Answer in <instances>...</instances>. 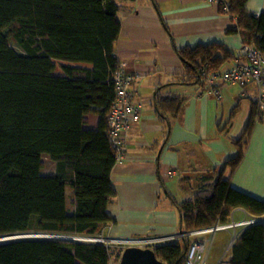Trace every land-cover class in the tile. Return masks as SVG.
Segmentation results:
<instances>
[{"label": "trees", "instance_id": "1", "mask_svg": "<svg viewBox=\"0 0 264 264\" xmlns=\"http://www.w3.org/2000/svg\"><path fill=\"white\" fill-rule=\"evenodd\" d=\"M75 1L0 0V238L23 231L21 212L30 216L29 232L50 236L99 238L114 222L108 208L117 196V157L107 119L116 97L111 76L119 61L120 6L116 0H88L89 7ZM247 3L224 0L220 10L237 21L229 32L264 55V11L256 18ZM175 49L189 81L202 85L203 68L220 71L242 57L218 44ZM58 68L64 75L55 74ZM184 102L160 99L161 115L178 116ZM90 114L98 117L95 129L87 128ZM257 120L255 105L235 142L238 156L204 176L192 198H171L184 234L230 224L237 208L264 218V200L236 190L225 177L228 168L234 174L241 165ZM44 157L56 163L54 174L42 173ZM191 245L185 237L152 249L165 264H186ZM123 251L99 242L17 239L0 243V264H111ZM221 264H264V222L246 226Z\"/></svg>", "mask_w": 264, "mask_h": 264}, {"label": "crops", "instance_id": "2", "mask_svg": "<svg viewBox=\"0 0 264 264\" xmlns=\"http://www.w3.org/2000/svg\"><path fill=\"white\" fill-rule=\"evenodd\" d=\"M116 1L121 23L116 56L136 76L131 92L141 115L127 135V158L113 169L117 196L108 212L114 222L104 228L100 238L109 243L168 237L179 241L180 213L171 198L178 203L192 198L202 189L204 176L238 156L235 142L243 138L259 89L255 84L245 88L230 84L216 94L206 84L189 81L175 45L218 44L241 53V36L229 32L237 27V21L223 13L220 4L207 0ZM90 4L88 0L75 1L80 7ZM247 8L263 13L264 0H248ZM236 62L246 59L230 60L220 71L229 70ZM70 65L92 69L89 64ZM55 74L64 75L60 68ZM173 98L185 102L178 116L168 112L164 118L159 100ZM86 119L88 129L97 127L96 115ZM244 153L235 173L228 168L225 177L231 178L236 190L264 200V116L255 123ZM54 167L50 174L55 172ZM257 219L243 208L235 209L231 223L240 226L213 234V261L207 257L205 264H221L243 229ZM219 233L227 234L216 245ZM111 264H116V256Z\"/></svg>", "mask_w": 264, "mask_h": 264}, {"label": "built area", "instance_id": "3", "mask_svg": "<svg viewBox=\"0 0 264 264\" xmlns=\"http://www.w3.org/2000/svg\"><path fill=\"white\" fill-rule=\"evenodd\" d=\"M210 4H224V0H207ZM228 11V7H225ZM256 18H260V13H253ZM241 55L246 62H236L227 71H207L202 69L203 82L208 85L213 92L219 94L221 87L225 85H237L245 88L250 84H255L259 89V98L256 104L257 119L264 116V55L252 46H244L241 49ZM112 81L116 87V97L108 115V135L110 143L115 149L117 163L123 162L127 158V135L133 124L137 122L141 115V108L135 104V97L131 92V86L135 82L136 76L127 71L126 62L118 61L117 69L112 73ZM256 223V221L254 222ZM240 226L237 223L217 224L210 229L198 230L187 235L185 238L192 239V245L189 249L186 264H205L207 246L205 237L208 234H215L219 231L228 230ZM74 238V237H73ZM182 238V237H181ZM87 242H99L107 245H122L124 247L139 246L143 248H153V246L177 241L175 237L162 239L146 240H121L107 242L103 238H81Z\"/></svg>", "mask_w": 264, "mask_h": 264}, {"label": "rangeland", "instance_id": "4", "mask_svg": "<svg viewBox=\"0 0 264 264\" xmlns=\"http://www.w3.org/2000/svg\"><path fill=\"white\" fill-rule=\"evenodd\" d=\"M59 66H60V64H59ZM51 166L52 167L53 166H56V163L53 162V161L51 162L50 159L48 160V157H44V169H43L42 173L43 174H50V172H51ZM55 168L56 167H54V170H55ZM71 192H72V189L70 187H68L67 188V193L70 194ZM68 204H69V209H71L70 196H69ZM19 219H20V222L19 223H20V226L22 227L23 231L20 234H17V235L0 238V242H9V241H12V240H16L18 238H25V237H37V236L38 237H48V236H50V235H46V234H38V233H31V232H29L30 216L27 213L21 212ZM254 222L255 221L251 222V224H253ZM226 234L227 233H219L216 236V238H215L216 239V245H219L220 244V242H221L220 238L222 236L226 235ZM52 236H55V235H52ZM68 237H74L76 239V236H58V238H68ZM204 237L206 239V246H207L206 258L209 257L210 258L209 260L212 262L213 261V245H212L213 244V241H212L213 234H208V235H206ZM211 241H212V244H211ZM112 246L115 247V248H117V247L123 248L122 245H116V244H114ZM147 248H149V247H147ZM123 249H121V250H123ZM119 263L116 262V264H119Z\"/></svg>", "mask_w": 264, "mask_h": 264}, {"label": "water", "instance_id": "5", "mask_svg": "<svg viewBox=\"0 0 264 264\" xmlns=\"http://www.w3.org/2000/svg\"><path fill=\"white\" fill-rule=\"evenodd\" d=\"M259 222H264V219L263 218L257 219L256 223H259ZM184 235H187V234H184L181 230L180 237L184 238L183 237ZM28 238L59 239V240H67V241H86L84 239H75L73 237L58 238V236H48V237H38L37 236V237H25V238H18V239H28ZM119 264H165V263L157 258L156 253L154 249L152 248L129 246L124 249L122 253L121 261Z\"/></svg>", "mask_w": 264, "mask_h": 264}]
</instances>
